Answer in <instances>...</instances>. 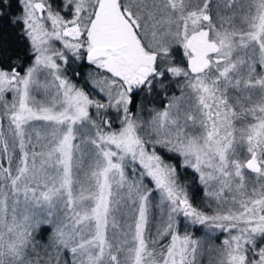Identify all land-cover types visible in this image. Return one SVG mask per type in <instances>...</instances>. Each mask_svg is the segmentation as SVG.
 <instances>
[{
    "label": "snow or ice",
    "instance_id": "obj_1",
    "mask_svg": "<svg viewBox=\"0 0 264 264\" xmlns=\"http://www.w3.org/2000/svg\"><path fill=\"white\" fill-rule=\"evenodd\" d=\"M0 264H264V0H0Z\"/></svg>",
    "mask_w": 264,
    "mask_h": 264
},
{
    "label": "rangeland",
    "instance_id": "obj_2",
    "mask_svg": "<svg viewBox=\"0 0 264 264\" xmlns=\"http://www.w3.org/2000/svg\"><path fill=\"white\" fill-rule=\"evenodd\" d=\"M202 234H203L202 232H199V235H198V236H201ZM225 235H226V234H218L217 237H214L215 242H216V243H219L220 240H222V239L224 238Z\"/></svg>",
    "mask_w": 264,
    "mask_h": 264
},
{
    "label": "trees",
    "instance_id": "obj_3",
    "mask_svg": "<svg viewBox=\"0 0 264 264\" xmlns=\"http://www.w3.org/2000/svg\"><path fill=\"white\" fill-rule=\"evenodd\" d=\"M196 235L198 236L199 235V232H196Z\"/></svg>",
    "mask_w": 264,
    "mask_h": 264
}]
</instances>
